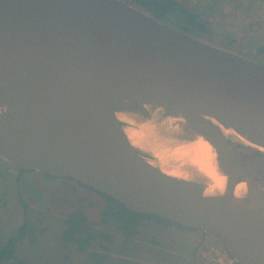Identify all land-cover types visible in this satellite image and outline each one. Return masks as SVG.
Segmentation results:
<instances>
[{"label": "water", "instance_id": "obj_1", "mask_svg": "<svg viewBox=\"0 0 264 264\" xmlns=\"http://www.w3.org/2000/svg\"><path fill=\"white\" fill-rule=\"evenodd\" d=\"M126 127L144 128L148 149ZM196 139L211 147L219 188L194 166ZM231 144L264 153V64L122 0H0L3 161L212 233L237 264H264V187Z\"/></svg>", "mask_w": 264, "mask_h": 264}, {"label": "rangeland", "instance_id": "obj_2", "mask_svg": "<svg viewBox=\"0 0 264 264\" xmlns=\"http://www.w3.org/2000/svg\"><path fill=\"white\" fill-rule=\"evenodd\" d=\"M122 1L145 9L134 0ZM191 1L202 13L208 28L189 26L187 32L190 35L264 64V51H258L264 46V0ZM159 20L178 30H182L181 25H186L183 18L174 14ZM152 147L158 149L150 150L154 155L158 156L159 151L165 160L170 158L171 151L164 143H155ZM239 159L256 181H264L263 153L241 149ZM15 174V168L0 159V238L13 233L25 219L37 231V239L35 243L23 241L18 244L19 256L32 264H76L87 260L88 254L78 252L72 244L64 241L61 231L64 217L72 209L82 208L90 216L96 215L101 203L98 194L76 186L70 178L52 177L32 170L20 176L17 183L25 201L23 209L16 197ZM95 228L97 231L102 229L100 226ZM111 231L115 241L105 264H212L214 259L217 261L216 252L227 253L222 248L221 238L197 229L149 224L141 227L139 234L128 244L115 230Z\"/></svg>", "mask_w": 264, "mask_h": 264}, {"label": "trees", "instance_id": "obj_3", "mask_svg": "<svg viewBox=\"0 0 264 264\" xmlns=\"http://www.w3.org/2000/svg\"><path fill=\"white\" fill-rule=\"evenodd\" d=\"M134 2L145 8L148 13L158 20L170 14L180 16L186 21V25H181L182 31L187 32L189 26H196L203 30L208 28L207 21L203 19L202 13L198 11L191 0H134ZM258 51H264V46L259 47ZM11 166L16 170L14 178V186L17 189L16 197L24 209L25 201L20 195L17 183L20 182V176L22 177L24 173L32 170ZM73 181L76 186L85 187L96 192L101 199L96 215L90 216L87 210L75 208L68 211L64 217V225L61 231L62 239L72 244L78 252L88 254L87 260L76 264H105L109 257L111 245L115 241L112 229L120 235L122 241L126 244L139 234L141 227L149 224L191 229L159 215L129 210L111 196L89 188L75 180ZM95 226H100L102 229L97 231ZM36 239L37 231L23 219L13 233L3 239L0 238V264H32L28 259L18 255L17 247L23 241L35 243ZM152 240L156 242L154 237Z\"/></svg>", "mask_w": 264, "mask_h": 264}, {"label": "bare ground", "instance_id": "obj_4", "mask_svg": "<svg viewBox=\"0 0 264 264\" xmlns=\"http://www.w3.org/2000/svg\"><path fill=\"white\" fill-rule=\"evenodd\" d=\"M126 132L132 144L136 146H141L144 149H148L146 147L147 140H145L147 138L148 133L144 128L140 127L138 129H133L132 127H126ZM225 133L233 134L231 131L228 130H226ZM187 150L191 154V159L194 163V166L198 168V170L203 174V176H205L208 180L211 181V183H213L212 188L210 189L221 187L223 183V178L216 173L214 163L211 159L210 145L202 139H196L188 143ZM158 154H160L159 151ZM158 160L162 162L161 158H158ZM241 188L242 185L240 184L237 187V191L241 190Z\"/></svg>", "mask_w": 264, "mask_h": 264}, {"label": "built area", "instance_id": "obj_5", "mask_svg": "<svg viewBox=\"0 0 264 264\" xmlns=\"http://www.w3.org/2000/svg\"><path fill=\"white\" fill-rule=\"evenodd\" d=\"M217 255V261L214 259V262L212 264H237L234 259L228 254H219V252L215 253Z\"/></svg>", "mask_w": 264, "mask_h": 264}, {"label": "flooded vegetation", "instance_id": "obj_6", "mask_svg": "<svg viewBox=\"0 0 264 264\" xmlns=\"http://www.w3.org/2000/svg\"><path fill=\"white\" fill-rule=\"evenodd\" d=\"M232 145V148L234 149V152H235V154H236V157H237V159L240 161V163H241V160L239 159V152H240V150L241 149H248V148H244V147H241V146H239V145H235V144H231ZM250 150V149H249ZM251 150H253V149H251ZM255 151V150H254ZM264 154V153H263ZM242 164V163H241ZM242 166H243V164H242ZM258 183H260L263 187H264V181H262V183L261 182H259V181H257Z\"/></svg>", "mask_w": 264, "mask_h": 264}]
</instances>
